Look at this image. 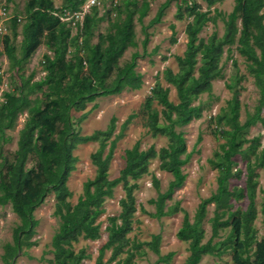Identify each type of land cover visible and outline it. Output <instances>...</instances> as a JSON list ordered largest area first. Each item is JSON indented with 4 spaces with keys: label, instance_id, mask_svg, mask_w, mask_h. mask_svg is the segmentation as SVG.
I'll return each instance as SVG.
<instances>
[{
    "label": "trees",
    "instance_id": "obj_1",
    "mask_svg": "<svg viewBox=\"0 0 264 264\" xmlns=\"http://www.w3.org/2000/svg\"><path fill=\"white\" fill-rule=\"evenodd\" d=\"M171 1L165 0L159 5L149 24L161 20ZM202 1L206 4L205 10L196 0H179L176 5V19L189 18L185 26L187 41L182 55L176 56L177 71L165 68L163 78L175 88L177 102L169 99V88L159 82L144 101L149 132L152 136L165 137L167 144L158 149L153 145L142 149L138 142L134 143L124 150V166L118 175L110 178L108 169L116 143L123 137L133 114L127 116L116 134L115 117L105 129L81 134L78 126L86 112L74 119L72 111L83 110L98 97L141 87L142 74L136 70L140 54L134 51L122 64L119 60L128 47L137 45L134 16L141 21L147 14L150 0H123L122 4L106 11L115 10L118 18L123 17L112 22L105 32L98 33L96 42H92L94 31L104 19V14L99 16L96 8L84 15L74 35L71 26L55 14L64 8L79 10L83 0H63L59 7L53 0H26L18 49L11 36L5 34L2 38L4 49L0 51L17 78H13L15 81L10 89L2 91L0 99V206L10 204L19 218L13 229L12 243L4 246V264H13L23 247L36 243L33 236L38 220L34 210L50 193L55 200L53 214L58 218V227L51 237L52 258L49 261L51 264H82L87 254L84 249L75 250L74 243L100 237L98 218L104 211L103 203L121 184L124 195L119 200L120 211L108 218L107 239L94 264H106L102 257L107 248L111 249L108 261L114 260L130 243L127 234L137 210L134 194L137 184L130 180L136 181L148 173L149 163L155 158L172 179L164 191H158L155 198L148 200L154 207L148 214L159 218L178 211L177 204L168 206L166 201L182 186L185 180L182 166L190 153L183 133L177 128L201 117L203 105L196 101L202 94H210L212 81L221 76L220 60L226 45L228 50L235 45L236 51L245 58L258 91L257 102L252 112H246L243 122L239 120L240 102L236 95L227 101L223 113L217 115L214 133L224 142L208 160L217 170L216 189L199 202L192 218L184 213L176 237L188 243L185 264H200L204 255L225 253L231 254L233 264H264V238L257 239L253 226L258 184L256 169L264 165V145L257 152L261 146L259 136H245L256 123L264 126L261 114L264 107V0H234L232 9L225 15L216 7L211 15L210 9L223 0ZM219 16L225 26L223 35L218 36L214 31L207 38L199 36L203 27ZM17 17L10 18L13 35H17ZM144 33L142 46L147 41L146 31ZM41 44L49 53L43 54V76L35 79L33 71L25 74L23 70ZM232 62L235 66L236 62ZM227 85L234 88V83ZM153 102L160 109L154 107ZM23 113L26 117L18 132L13 158L9 159L2 153L3 144L10 140L6 132L16 126ZM87 142H98L97 149L90 154L95 174L83 183L82 193L72 204L67 180L77 160L73 150ZM245 143L249 144L244 146ZM238 154L246 160L245 171L237 167L234 160ZM243 173L244 185L230 187V179L239 178ZM153 183L158 188L157 179L154 178ZM243 199L247 200L245 208H233L234 202ZM210 204L214 205L210 218L211 236L203 242V220ZM220 231H226L224 237L213 240ZM159 240V234H154L144 242L158 255L152 264L167 263L172 256L171 252L160 253ZM139 246L134 244V247ZM133 256L130 251L121 264H136Z\"/></svg>",
    "mask_w": 264,
    "mask_h": 264
},
{
    "label": "rangeland",
    "instance_id": "obj_2",
    "mask_svg": "<svg viewBox=\"0 0 264 264\" xmlns=\"http://www.w3.org/2000/svg\"><path fill=\"white\" fill-rule=\"evenodd\" d=\"M54 5L59 7L63 0H53ZM165 0H150L147 14L141 21L137 20V15L134 16V29L136 46L128 47L119 62L122 64L128 60L130 55L137 51L140 56L136 60V70L142 74L143 83L139 89H126L119 94L98 97L94 101L88 103L83 110L72 111V117L76 119L81 113L86 112V117L79 123L81 134H90L97 129H105L112 117L116 119V128L114 134L118 133L122 122L128 115L133 114L130 123L124 131V135L116 143L113 158L111 159L108 169L110 178L116 177L119 170L124 166V150L130 148L134 143L138 142L140 148L146 149L153 145L156 149L165 146L167 139L163 136H152L146 125V111L144 109V101L150 96L151 88L159 82L163 87L169 88V99L177 102L175 88L168 84L163 78V70L171 68L177 71L178 65L176 61L177 55H182L187 41L185 34V26L189 18L176 19L175 11L179 0H172L165 9L164 15L157 23L149 24V21L154 17L159 5ZM202 7L206 9V4L202 0H196ZM26 0H0V3L7 7L8 18L0 15V51H3L4 45L2 38L8 34L12 38L13 44L19 47L21 40L20 24L24 13V5ZM123 0H101V6L92 7L98 10V15L104 14V19L101 20L92 38V42L97 41L98 33L105 32L108 27L117 19L115 10H111L113 6L122 4ZM234 5V0H223L212 6L211 15H214V7L221 14L228 13ZM89 8L87 13L92 10ZM58 11L57 13H61ZM20 16L17 35H13L10 29V18L12 16ZM83 18V17H82ZM83 19L71 18L66 21L71 26V33L74 35L77 32L78 25H81ZM215 22H208L199 36L207 38L212 32L216 31L218 36L224 33V22L221 17H217ZM145 26V28H144ZM146 37L145 46H142V40ZM224 46V52L220 60L221 76L212 81V90L210 94L204 93L196 101L203 105L202 115L198 119H194L187 125L177 128L183 133L186 140L187 152L190 153L188 161L182 166V171L185 174V180L180 188L175 190L171 199L166 201V204H177L179 210L162 217H153L148 214L152 212L154 207L148 202L150 198H155L158 191H164L168 182L172 179L169 172L160 168V161L155 158L149 163V171L136 181L135 200L137 210L132 217V228L127 234L130 240L125 250L119 254L114 260L108 261L111 254V249H104L102 260L106 264H121L129 252H133L132 261L136 264H152L158 257L144 242L149 241L152 235L159 234V251L161 254L171 252L172 256L167 263L160 262L159 264H185V260L189 254L188 243L176 237V232L181 225L184 213H187L190 218L193 217L199 202L208 197L216 189L217 170L209 163V159L214 157V153L220 150V144L224 139L214 129L217 125V115L222 114L227 105V101L236 95L240 102V117L243 122L246 112H252L253 107L257 102L258 91L254 84L253 77L247 70V63L235 49V45L231 46V50ZM48 52L46 46L41 44L33 55L25 64L24 73L29 74L34 72V78L39 79L43 76L42 60L43 54ZM49 53V52H48ZM235 61V66L232 61ZM0 99L1 93L12 87L13 80L15 81V70L9 69L8 60L5 54H0ZM15 77V79H13ZM234 88L230 89L227 84H233ZM153 106L160 109V106L153 102ZM264 116V107L261 112ZM26 114L19 116L16 126L7 130L6 134L10 136V140L2 146V153L9 159L13 158L16 149V141L19 129L22 127ZM247 138L259 136L261 146L258 147L259 152L264 145V126L256 123L251 126L245 134ZM249 143H245L244 146ZM98 142H87L77 145L73 150L76 156L74 170L71 171L67 185L72 195L69 201L74 204L77 198L82 193L83 183L92 178L95 174V166L91 163L90 154L96 150ZM107 149V148H106ZM234 160L237 162V167L245 171L246 160L241 155H236ZM30 164V163H28ZM258 173V184L256 187L255 207L256 217L253 221V226L256 229L257 239L264 238V165L256 169ZM157 179L158 188L154 186L153 179ZM245 180L244 173L239 178L230 179V187L243 186ZM124 195L122 185H118L113 190V195L103 203L104 211L99 216L100 222V237L95 240L80 239L74 243V249H84L87 257L82 260V264H94L99 254L100 248L107 239L106 226L109 224L108 218L115 216L120 211L119 200ZM54 196L48 194L44 201L34 210V216L38 220L35 228L33 240L36 243L31 247H23L14 257L13 264H51L49 259L52 258V253L49 251L50 241L53 233L58 227V218L53 214ZM246 199L239 202H234L233 208L240 206L245 208ZM214 205L207 206L206 216L203 220L205 235L203 242L211 236L210 218L213 216ZM19 223L18 216L12 211L10 204L0 206V264H4L2 255L6 243H12L13 229ZM226 231H220L219 236L213 240L222 239ZM134 244H140L139 247H134ZM200 264H233L230 253H225L221 256L204 255Z\"/></svg>",
    "mask_w": 264,
    "mask_h": 264
},
{
    "label": "built area",
    "instance_id": "obj_3",
    "mask_svg": "<svg viewBox=\"0 0 264 264\" xmlns=\"http://www.w3.org/2000/svg\"><path fill=\"white\" fill-rule=\"evenodd\" d=\"M101 6V0H83V4L80 6V9L77 11H71L69 9H62V12L59 14L55 12V14L59 15L61 20L69 21L71 18H81L87 13V10L92 7H99ZM0 15H3L5 18H8L7 15V7L5 4L0 3ZM21 18L20 16L17 17L19 21Z\"/></svg>",
    "mask_w": 264,
    "mask_h": 264
}]
</instances>
